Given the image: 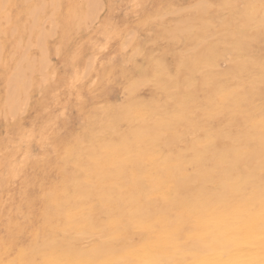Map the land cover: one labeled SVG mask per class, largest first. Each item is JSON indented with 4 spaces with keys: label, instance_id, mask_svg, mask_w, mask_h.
<instances>
[{
    "label": "bare ground",
    "instance_id": "bare-ground-1",
    "mask_svg": "<svg viewBox=\"0 0 264 264\" xmlns=\"http://www.w3.org/2000/svg\"><path fill=\"white\" fill-rule=\"evenodd\" d=\"M82 1L81 13H68L70 19L82 15L89 21L104 5L101 0ZM60 2L51 0L55 9ZM10 4L1 0L0 15ZM246 4L245 10L235 11L237 17L225 16L222 23L220 45L231 48L226 50L232 53L233 68L215 73L217 55L205 58L202 42L192 51H199L195 59L205 68L201 84L210 87L204 89L205 103L197 100L196 84L187 100L176 99L165 110L136 102L115 110L117 118L102 119L107 128L92 136L94 150H65L58 183L37 190L29 183L31 189L23 193L16 212L0 213L6 233L0 237V264H264V50L253 51L264 42V0ZM207 7L201 4L197 11L204 15ZM39 9L28 12L30 18ZM209 23L201 22V27L206 30ZM196 29L189 18H182L169 32L177 33L172 39L178 41V34L191 36ZM42 30L41 41L50 37ZM43 65L44 70L49 66ZM26 71L21 68L8 81L5 106L11 114L20 93L32 86L27 85L32 78L27 79ZM121 122L126 131H119ZM183 141L187 150H169ZM37 204L40 209L35 211ZM25 234L26 246L20 243Z\"/></svg>",
    "mask_w": 264,
    "mask_h": 264
},
{
    "label": "rangeland",
    "instance_id": "rangeland-1",
    "mask_svg": "<svg viewBox=\"0 0 264 264\" xmlns=\"http://www.w3.org/2000/svg\"><path fill=\"white\" fill-rule=\"evenodd\" d=\"M25 1L11 0L10 6L7 5L4 12L6 14L0 15V28H2L0 29V47L2 48L0 51L2 52V55L0 54V213L3 212L6 216L16 212L17 207L21 206L23 193L31 189L28 186L29 183H32L37 190L42 184L49 187L60 181L59 168L64 163L65 150H94L92 136L102 128H107L105 124L101 125V120L109 119V116L117 118V110L136 102L146 103V105L158 104L165 110L166 107H171L176 99L187 100L196 84V97L199 104L203 105L204 92L210 87L201 84L205 68L195 59L199 51L195 53L192 51L197 47V42H202L204 44L199 43V45H204L201 50L205 52V58L217 55L213 68L215 73L233 68L232 53L226 50L231 48L220 45V38L224 34L222 23L237 17L236 13L239 10H245L248 6L246 3L251 0H244V2L232 0L234 4L229 0L227 6L224 4L227 0H101L104 5L101 3L100 9L96 16L90 19L91 21L81 19L82 15L75 20L67 15L68 13L70 15L72 11H78L80 14V10L84 8L82 0H61L60 9H55L51 0ZM201 4L209 8L211 6V9L206 8L205 16L197 11ZM230 5L235 7L230 8ZM37 7L41 12L38 11L35 17L30 18L28 12ZM194 8L196 13L193 11ZM219 8L224 13L217 14L221 10ZM178 14L182 15L175 16ZM6 15L11 16L12 24L8 20L6 22ZM156 18V21L153 20ZM182 18H189L198 32L195 31L196 34L191 36L178 34V41H176L172 39L175 32L171 34L169 30L174 29ZM201 22L206 24L210 22L208 25L211 26H207L208 29L205 30L204 26L201 27ZM44 25L45 32L42 30ZM52 27L54 30L51 29ZM55 27L58 30H55ZM40 30L44 32V36L48 34L50 37L46 35L47 39L45 36L41 41L42 39L38 37ZM212 36L216 37L211 40ZM124 40H128L129 43L127 44ZM19 41L20 44L17 43ZM38 41L40 43H37ZM123 42L127 46H124ZM42 43L44 45H41ZM37 44L42 47L38 48ZM129 45L130 48H127ZM46 48L45 52L48 51L46 53L48 56L43 52L45 56L43 57L41 51ZM260 50H264V42L254 45V52ZM136 53L138 57L137 55L134 57ZM22 57L26 58L22 59ZM129 59L133 61L130 62ZM20 62L24 63L23 65L21 63L20 67L27 70V79L32 78L29 79L31 82L27 81L30 83L27 85L32 86H29L31 88L26 86L28 90L26 88L20 93L16 112L11 114L5 106L7 85L10 78L15 77L21 69L18 67ZM128 62L130 64L127 65ZM206 62L209 66L208 60ZM42 63L44 68L47 64L49 66L44 70ZM27 66L31 67L27 69ZM90 66H93V69L92 67L90 69ZM199 72H202V75H198ZM159 73L162 74L159 76ZM23 101L26 102L25 105ZM110 107L111 110H107ZM13 116H16L14 120H12ZM127 128L128 126L121 122L118 129L123 132ZM187 132L184 131L185 134L189 133ZM169 150H187V142H178ZM69 167L70 165L67 169ZM39 209L40 205L37 204L35 211ZM2 235L5 236L6 233L0 221V237ZM20 243L24 246L29 243L26 234L21 237Z\"/></svg>",
    "mask_w": 264,
    "mask_h": 264
}]
</instances>
